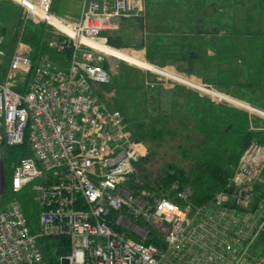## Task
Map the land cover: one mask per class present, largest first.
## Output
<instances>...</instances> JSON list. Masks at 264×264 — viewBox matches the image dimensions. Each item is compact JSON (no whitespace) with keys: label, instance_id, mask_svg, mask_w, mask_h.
Listing matches in <instances>:
<instances>
[{"label":"built area","instance_id":"built-area-1","mask_svg":"<svg viewBox=\"0 0 264 264\" xmlns=\"http://www.w3.org/2000/svg\"><path fill=\"white\" fill-rule=\"evenodd\" d=\"M18 3L59 33L58 18L71 53L61 69L19 41L0 75V160L17 157L0 208V264H264V198L255 200L264 141H250L227 186L196 205L175 170L168 184L146 186L141 142L97 94L118 62L107 32L141 17L142 1L84 0L72 22L53 0ZM7 53L0 28V63Z\"/></svg>","mask_w":264,"mask_h":264},{"label":"rangeland","instance_id":"rangeland-1","mask_svg":"<svg viewBox=\"0 0 264 264\" xmlns=\"http://www.w3.org/2000/svg\"><path fill=\"white\" fill-rule=\"evenodd\" d=\"M141 1V17L107 32L110 45L264 110V0ZM62 18L80 19L79 14ZM0 28L9 54L0 63V75L19 41L36 62L68 68L71 50L62 48L65 36L28 17L17 1L0 0ZM97 94L124 113L141 142L144 156L136 173L146 186L175 170L192 188L196 205L213 200L232 180L248 142L264 141V116L126 62H117L111 83ZM15 154L0 160V208L10 201L7 184ZM263 184L264 170L256 200L264 198ZM25 192L32 195V185ZM27 199L21 203L32 207ZM260 247L264 256V242Z\"/></svg>","mask_w":264,"mask_h":264},{"label":"bare ground","instance_id":"bare-ground-1","mask_svg":"<svg viewBox=\"0 0 264 264\" xmlns=\"http://www.w3.org/2000/svg\"><path fill=\"white\" fill-rule=\"evenodd\" d=\"M14 1L21 2V0H14ZM52 24L54 27L58 28V30L60 32H62V31L64 32L65 28L62 24H60L58 22V18H57V20L55 19L52 22ZM105 48H106L107 54L110 55L115 61L118 60V61L126 62L130 65L145 69V70L153 72L155 74H159V75L169 77V78L174 79L176 81H179L183 84H186L189 87L197 89V90H199L205 94H209V95H212L214 97L220 98L221 100H225V101L237 104L239 106H242L244 109H246L248 111L256 113L257 115H260V116H264V110H262L258 107H255V106L249 104L248 102H245L243 100L225 95L224 93H220L219 91L210 89L204 85H201L199 83L192 81L188 77H183V76L178 75L176 73L170 72L167 69H164L162 67L150 64L143 59L137 58V57L132 56L130 54H127L125 52L118 51L115 48H112V47H105Z\"/></svg>","mask_w":264,"mask_h":264},{"label":"crops","instance_id":"crops-1","mask_svg":"<svg viewBox=\"0 0 264 264\" xmlns=\"http://www.w3.org/2000/svg\"><path fill=\"white\" fill-rule=\"evenodd\" d=\"M83 1L84 0H53V5H52V10L54 12L55 15H59L61 17H63V14H71L73 16L75 15H78L79 14V17L81 16V11H82V6H83ZM72 4V6H71ZM120 30H121V25H120ZM220 36H216L213 41H217L218 38ZM264 37V36H263ZM192 52L189 54L191 55ZM190 59L188 60L190 62L189 64V71L191 70L192 68V56L189 57ZM245 75H249V72H245L244 73ZM257 82H259L258 78L256 80ZM263 89V88H262ZM248 102L250 100H247ZM264 185V184H263ZM262 186V185H261Z\"/></svg>","mask_w":264,"mask_h":264},{"label":"trees","instance_id":"trees-1","mask_svg":"<svg viewBox=\"0 0 264 264\" xmlns=\"http://www.w3.org/2000/svg\"><path fill=\"white\" fill-rule=\"evenodd\" d=\"M249 143V142H248ZM175 177H173V176H170V175H166L165 177H163L162 179V182H164L165 184H168L171 180H173ZM181 180H182V182H185V177L181 174V178H180ZM260 187L261 186H258L257 187V191H261L260 190ZM261 195H263V197H264V194L263 193H260ZM258 196V195H257ZM260 198V197H259ZM259 198H258V200H256V201H259ZM64 251H66L65 249H64Z\"/></svg>","mask_w":264,"mask_h":264}]
</instances>
